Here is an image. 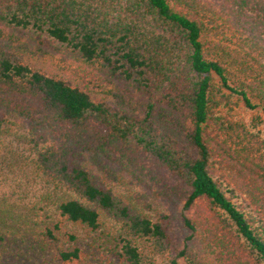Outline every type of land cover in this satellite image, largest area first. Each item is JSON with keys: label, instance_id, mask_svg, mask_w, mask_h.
<instances>
[{"label": "trees", "instance_id": "trees-1", "mask_svg": "<svg viewBox=\"0 0 264 264\" xmlns=\"http://www.w3.org/2000/svg\"><path fill=\"white\" fill-rule=\"evenodd\" d=\"M38 39L100 81L27 59L21 48ZM121 84L144 96L136 108L100 95L107 86L125 103ZM1 110L28 122L50 191L42 214L0 209V261L20 240L61 263L88 251L156 264L141 243L167 228L109 184L118 156L194 209L185 223L216 253L182 248L173 264H264V0H0Z\"/></svg>", "mask_w": 264, "mask_h": 264}, {"label": "rangeland", "instance_id": "rangeland-1", "mask_svg": "<svg viewBox=\"0 0 264 264\" xmlns=\"http://www.w3.org/2000/svg\"><path fill=\"white\" fill-rule=\"evenodd\" d=\"M25 43L28 46L21 48L24 56L44 69L91 87L94 81L100 79L95 76L93 70L79 60L76 53L68 51L60 44L39 39L28 40ZM121 85L124 89L125 103L120 102L107 86L105 88L102 86L104 91L100 95L108 97L109 100L126 109L136 108L137 102L144 99V96L132 98L126 90L128 86ZM1 113L0 209L42 214L43 208L47 206L46 196L49 194L50 186L46 178L35 168L38 147L34 144L28 122L5 110H1ZM109 164L119 178L110 179L109 184L114 190L129 202H133L144 214L161 221L167 228L168 237L158 244L155 241L141 243L143 250L154 258L156 264H173L174 260L183 263V258L179 256L182 248H187V251L194 256L215 259L216 253L207 243L203 228L193 231L185 223V216L197 217L195 210L186 209L184 200L180 196L164 189L165 181L159 179V175L148 167L129 164L124 157L115 156L114 161ZM106 221L108 227L116 226V222L111 218H107ZM78 232L86 243L89 240L86 232L80 228ZM89 253L85 251L80 260L61 263L57 260L54 249L48 255L35 254L30 246L18 240L13 251L1 258L0 264H121L117 259L103 252L93 255Z\"/></svg>", "mask_w": 264, "mask_h": 264}]
</instances>
